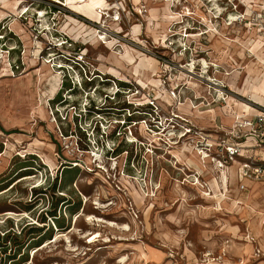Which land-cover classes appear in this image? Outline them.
Here are the masks:
<instances>
[{
    "label": "rangeland",
    "instance_id": "1",
    "mask_svg": "<svg viewBox=\"0 0 264 264\" xmlns=\"http://www.w3.org/2000/svg\"><path fill=\"white\" fill-rule=\"evenodd\" d=\"M15 1L0 0V264L264 261V182H246L247 189L239 192L232 172L224 186L229 190L226 197L217 194L223 198L221 203L220 198L218 203L205 197L197 186L184 182L203 169L196 162L198 157H182L181 146L176 147L178 153H169V146L158 139L167 137L170 126L163 123L160 128L166 130L150 133L152 136L135 130L133 136L144 144L136 141L137 170L125 169L123 174L128 176L121 175L114 163L119 166L125 154L110 159L108 150L130 152L135 146L110 135L111 123L103 126L108 134L105 140L91 135L88 153L78 152L75 139L60 137L57 126H62L55 122L50 108V100L61 88L55 64H60L62 51L73 54L80 47L91 70L105 73L108 68L104 67L111 65L110 55L113 58L112 48L122 50L113 62L125 58L132 65L136 62L132 48L142 53L135 44L146 41L170 60L166 67L150 61L152 57L146 63L154 64L150 69L155 73L145 88L153 90L164 111L171 108L163 101L172 89L182 103L197 95L215 96L212 85L205 81L208 77L224 85L229 106L222 103L220 107L255 110L250 103L264 106V0H99L93 11L69 0H20L28 11L20 15L17 29L11 25ZM40 14L45 15L44 21ZM63 39L68 42L60 45ZM203 59L208 62L205 73ZM190 61L196 65L193 74L180 68ZM41 62L55 70V78L51 75L40 81ZM129 68L121 69L123 79L134 82V69ZM106 83L98 80L85 87L87 95L96 99L93 87L99 91ZM66 89L64 85L63 92ZM105 90L111 94L116 89L106 86ZM85 103L86 94L79 91L59 110L65 115L75 104V111L80 112ZM171 105L176 109L177 100ZM89 124L83 127L88 129ZM63 128L68 135V125ZM133 136L128 135L129 140H135ZM153 140L156 150L149 153L146 148ZM175 153L180 157V161L175 157L177 165ZM73 160L82 167L68 169ZM204 166L208 172L203 171L201 179L209 182L214 177L211 165ZM26 176L31 178L23 180ZM22 239L27 244L14 246ZM258 249L261 254L256 256Z\"/></svg>",
    "mask_w": 264,
    "mask_h": 264
},
{
    "label": "built area",
    "instance_id": "2",
    "mask_svg": "<svg viewBox=\"0 0 264 264\" xmlns=\"http://www.w3.org/2000/svg\"><path fill=\"white\" fill-rule=\"evenodd\" d=\"M67 42L68 39H65L60 45L66 44ZM69 43L71 44L73 42ZM169 45L172 46L173 42L169 41ZM135 46L143 54L157 60L160 67H166L170 63V60L167 59L165 54L157 51L156 47L148 45L147 41L146 44H135ZM181 50L183 53L187 51L184 46H181ZM171 52L174 53V49ZM61 54L60 64H55L56 69H58V74L62 78L61 88L59 90L60 98L57 101H54V99L50 100L52 104H50L51 115L54 117L55 122L62 126V128L57 126L60 137L63 139L67 137L75 139L74 143L78 152L88 153L90 150L91 135L99 141V137L105 140L104 138L108 134L103 129V126L105 122L108 124L111 123L110 135L120 137L125 143L135 146V149H132L130 152L127 149L120 150L114 147L108 150L107 157L110 159L125 154L124 161L119 166L118 162L114 163V169L117 167L120 168L119 171L121 173L119 174L124 175L123 171L125 169L127 171H132V169L137 170L139 158L135 156L138 155L136 141L144 146L142 140H137L133 136L135 130H140L146 133V135H151L150 133L156 134L158 133L157 131H162L163 127L161 129L160 126L165 124L170 126L167 131L166 140L161 138L164 135L158 137V139L163 141L165 145H168L169 149H173H168L169 153L177 149L176 147L181 146V149L188 148L191 152L196 153L202 160L203 165L207 163L211 165L212 174L214 175L212 180L215 183L217 180L221 184V191L217 189V193H215L210 183L201 179V173L198 171L190 175L193 180H184V182L190 183L192 186H196L199 180L201 194L205 197L212 198L217 194L224 198L226 197V193L229 190L226 191L224 188L221 177L224 173L230 178L229 168L236 161L239 163L236 169V179L239 183L237 190L239 192L247 189L246 182H264V107L250 103L256 110L255 114H250L243 106L241 111L234 112L232 125L207 131L205 128L194 123L189 115L178 112L172 106L170 110L164 111L151 88L148 89L145 86H140L137 81L133 82L132 80L120 79L96 69L91 70L89 62L87 61L88 59L80 47L73 54L64 51ZM191 61L186 63V65H180V68L189 74H193V71L196 69V65L194 62L191 63ZM165 71L162 69V72ZM212 79V83L214 84H211V82L209 84L213 86L210 85L216 95L210 97L209 101H206L205 98L194 96L190 100V105L193 109L198 108L202 104L208 106L225 103L227 107L229 106L227 101L228 97H224V91L222 89L224 85L216 79ZM98 80L101 83L107 82V85L104 86L103 84L99 91L93 87L94 92H97L96 99H94L92 96L87 95L88 90L86 91L85 87L94 85V82L96 83ZM165 84L163 81V86ZM64 85L67 86V89L63 92L62 87ZM106 86H109V88L114 87L116 89L115 92L111 94L106 92ZM79 91L86 94L87 103L81 106L83 109L80 112L75 111L76 105L73 104L70 106V112H65V115H63L59 109L68 106L71 97H76ZM67 92H70L68 94L69 96L64 99V95ZM169 94L171 98L177 100L178 104L182 102L181 97L175 93V89H172ZM229 108L231 109V107ZM94 120L96 122L93 124ZM89 122L88 131L83 125L87 126ZM92 124L94 126L91 127ZM65 125H68L70 129L68 135H66V131L63 128ZM128 135L133 136L135 140H129ZM248 140L252 141V143L246 144ZM94 144L99 146V142L97 141ZM153 144L154 140L146 148L147 152L153 153V150H156ZM172 156L176 160L175 156ZM239 159H242V161ZM70 163L72 166L82 167L77 161L73 160ZM124 176H128V173ZM132 179L135 180V177L133 176ZM260 254L261 251L258 249L256 256Z\"/></svg>",
    "mask_w": 264,
    "mask_h": 264
},
{
    "label": "crops",
    "instance_id": "3",
    "mask_svg": "<svg viewBox=\"0 0 264 264\" xmlns=\"http://www.w3.org/2000/svg\"><path fill=\"white\" fill-rule=\"evenodd\" d=\"M131 55L136 60V62L132 65H128V62L125 58L124 59L121 58L122 60L120 62H113L111 55H110V58L108 60H110L111 65H110V67H104V68H108V70H106L105 73L107 75L115 76V77H118L120 79H123L124 73H122L121 69H123V66L127 65V66H130L129 69H131V70L134 69L133 74L136 77L135 79L141 86H145L147 83L150 84L152 82L151 80H154L153 77H154V73H155L153 68L150 69V66L154 67V64L153 63H152V65L148 64V66H147L146 63H147V59L151 58V57L146 56L143 53L137 52L133 48L131 50ZM142 57H144V58H142ZM141 60H142V62L140 64ZM150 61H156L157 62V60H155L154 58H151ZM144 71L146 72L145 74L148 75L147 77H145V75L143 74ZM153 83L157 84L155 81ZM197 96H199V95H197ZM165 97L166 98H164L165 100L163 102H165L169 107H171L172 106L171 104L173 102V98H171L169 95H166ZM191 99L192 98H187V99H185V102L179 103L178 106L176 107V110L180 113H184V114L189 115L191 117V119H193L195 121V123L198 124L200 127H205V126H210L213 128L228 127V126L232 125V123L234 121V112L235 111H241V106L240 107L238 106L236 109L235 108L234 109H232V108L226 109V108L220 107L218 104H212V105H208V106L202 104L198 108L193 109L192 106L190 105ZM205 100L209 101L210 98H205ZM247 111L249 113H252V111H256V110H248L247 109ZM249 143H252V141H249V140L246 141V144H249ZM188 151H190V150H187V148H184L182 150V152H183L182 157H184L185 154L190 153L192 156H194L196 158V156L194 154H192V152H188ZM175 152L178 153V149H175ZM196 162H197V160H196ZM198 164L201 166L200 168H203L200 172L201 174L203 173V171H205L206 173L208 172L206 169V166H204L201 163H198ZM238 164L239 163L236 161V162L232 163L230 168H229L231 176L233 174H234L233 176H235L234 179L236 178V169H237ZM198 168H199V166H198ZM232 172H233V174H232ZM209 183H210L212 188L214 187L213 188L214 192L217 193V188H216L215 182L212 180V178L210 179ZM217 198H220L219 200L221 203L223 198H221L218 195L212 197L211 199L217 201L218 200ZM257 264H264V261L259 262Z\"/></svg>",
    "mask_w": 264,
    "mask_h": 264
},
{
    "label": "bare ground",
    "instance_id": "4",
    "mask_svg": "<svg viewBox=\"0 0 264 264\" xmlns=\"http://www.w3.org/2000/svg\"><path fill=\"white\" fill-rule=\"evenodd\" d=\"M4 2H7V1H4ZM21 1L20 0H16L15 1V3L13 4L14 6V8L16 9L15 10V14H13V18H12V21H11V25H14V27L17 29V27L16 26H19V24L21 23V21H20V15L23 13V14H25L28 10L26 9L27 7L26 6H22V4L20 3ZM211 2H213V0L211 1ZM68 3H70V4H77L80 8H82V9H85V10H91V11H93V10H96V8H97V5L100 3V1L99 0H69L68 1ZM12 5V4H11ZM101 5V4H100ZM102 8V7H101ZM77 9V8H76ZM84 10V11H85ZM98 11V10H97ZM7 12H10V11H7ZM42 12V11H41ZM74 12V11H73ZM79 13V12H78ZM85 13H86V11H85ZM88 13V12H87ZM90 13V12H89ZM3 14V13H2ZM7 13H5L4 15H6ZM90 14H92L93 15V13H90ZM90 14H89V16H90ZM222 13L220 12L219 13V15H221ZM219 15L217 16V17H219ZM44 14H40V20H43L44 21ZM83 16V15H82ZM85 16V15H84ZM88 16V15H87ZM91 18H92V16H90ZM90 20V19H89ZM178 20V19H177ZM233 20H235V19H233ZM96 21V20H95ZM102 21V20H101ZM20 22V23H19ZM103 23V22H102ZM100 25V24H99ZM12 27V26H11ZM13 27V29H15ZM48 28V27H47ZM18 31V30H17ZM25 31V30H24ZM107 33V32H106ZM97 34V33H96ZM100 34V33H99ZM99 38H101L100 36H98ZM191 37V36H190ZM103 38L105 39V35L103 36ZM193 38V37H192ZM196 38V37H195ZM30 43H31V41H30ZM29 43V44H30ZM41 43V42H40ZM125 46V45H124ZM124 49H126V47L124 48ZM122 54V50L121 51H117L115 48H112V59L114 60V61H117L118 60V56H120ZM3 57H2V51H0V60L2 59ZM130 58V57H129ZM129 61V60H128ZM46 62H48V61H46ZM46 62H41L42 63V65H43V67H44V72L42 73V74H40L39 76H40V81H43L44 79V77H46V76H51L53 73H55V70H53V69H49L48 67H47V65H46ZM202 69H203V71H202V73H205L206 71H207V68H208V62L207 61H205L204 59L202 60ZM42 70V69H41ZM52 77H53V75H52ZM52 77H50V78H52ZM200 77H203L202 75H199V78ZM53 78H55V76L53 77ZM46 79V78H45ZM57 79V78H56ZM55 80V79H54ZM53 80V81H54ZM193 80V79H192ZM48 81H52V80H48ZM56 81V80H55ZM205 81H208V83H210L211 82V84H214V83H212V79L210 78V77H208V78H205ZM57 83H59V82H56V86H57ZM192 83V82H191ZM190 83V84H191ZM198 83V82H197ZM53 84V83H52ZM200 84V83H199ZM201 84H203V83H201ZM59 85V84H58ZM58 87V86H57ZM206 87H208V85L206 86ZM209 88V87H208ZM245 98H250V97H248V96H245ZM255 105H257V106H261L260 104H255ZM261 107H264V106H261ZM156 140V139H155ZM187 150H189L188 148H187ZM180 152V151H179ZM188 152H191V151H188ZM192 154H194L196 157L198 156L196 153H194V152H192ZM189 155H190V153H189ZM187 156H188V153H187ZM160 157V156H159ZM175 157L176 158H178V160H179V155L177 154V153H175ZM162 158V157H161ZM188 158V157H187ZM183 159V158H182ZM176 161V160H175ZM180 161V160H179ZM197 162L198 163H201V164H203V162H202V160L198 157L197 158ZM100 163V162H99ZM179 162L178 161H176V165L178 164ZM177 167V166H176ZM190 167V166H189ZM207 169V168H206ZM212 176V175H211ZM31 178V176H26V177H24L23 178V180H27V179H30ZM222 182L224 183V186L225 187H227L228 186V176L226 175V174H222ZM215 182V181H214ZM197 185L196 186H198L197 187V189L198 190H201V185H200V181L198 180L197 181V183H196ZM215 185H216V187L221 191L222 190V187H221V184L216 180V183H215ZM192 186V185H191ZM230 187V186H229ZM214 188V187H213ZM154 189V188H153ZM221 194H222V192H220ZM152 196V195H151ZM149 197V196H148ZM137 198V197H136ZM87 199V198H86ZM139 200H141L142 202H143V197H141V199H139ZM139 200H138V202H139ZM86 201V200H85ZM135 202L136 203H138L137 202V200L135 199ZM185 203V202H184ZM139 204V203H138ZM141 204V203H140ZM102 207H103V205H102ZM90 220L92 219V218H89ZM99 221H102V222H105V223H107V225H111V226H114V225H116L115 223H113L112 221L111 222H109V220L108 221H103V220H99Z\"/></svg>",
    "mask_w": 264,
    "mask_h": 264
},
{
    "label": "trees",
    "instance_id": "5",
    "mask_svg": "<svg viewBox=\"0 0 264 264\" xmlns=\"http://www.w3.org/2000/svg\"><path fill=\"white\" fill-rule=\"evenodd\" d=\"M60 98V93H58L57 95H56V97L54 98V101H57L58 99ZM68 165H69V168L68 169H79L78 168V166H72V164L69 162L68 163ZM37 188H35V190H36ZM40 189H42V187L40 188ZM44 189V188H43ZM52 216H55V214L54 213H52L51 214ZM59 227H61V226H59ZM25 244H27V240L26 239H22L20 242H14V246H18V247H23Z\"/></svg>",
    "mask_w": 264,
    "mask_h": 264
}]
</instances>
